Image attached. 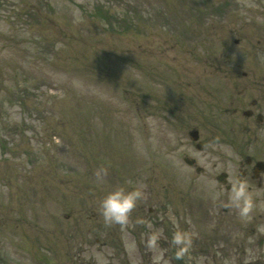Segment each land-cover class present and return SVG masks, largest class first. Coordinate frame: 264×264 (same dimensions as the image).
Wrapping results in <instances>:
<instances>
[{"label":"rangeland","instance_id":"obj_1","mask_svg":"<svg viewBox=\"0 0 264 264\" xmlns=\"http://www.w3.org/2000/svg\"><path fill=\"white\" fill-rule=\"evenodd\" d=\"M98 8L132 10L140 25L111 34L91 17ZM260 22L264 0L0 1V264H154L152 231L167 264H264L254 190L237 253L222 241L221 253L201 255L191 242L188 261L166 256L172 222L204 245V198L216 200L182 160L188 127L166 115L183 92L171 73L221 55L225 41L223 55L241 57ZM209 81L224 91L220 76ZM116 188L144 193L124 226L99 213Z\"/></svg>","mask_w":264,"mask_h":264},{"label":"flooded vegetation","instance_id":"obj_2","mask_svg":"<svg viewBox=\"0 0 264 264\" xmlns=\"http://www.w3.org/2000/svg\"><path fill=\"white\" fill-rule=\"evenodd\" d=\"M232 59L229 54L221 57L218 71L224 91L221 89L219 93L211 91L209 79L213 73L207 71L213 68L210 61L199 66L204 70L197 73L190 71L194 65L189 71L175 72L178 89L182 88L183 92L165 111L169 120L188 127L185 135L194 173L193 186L197 188V182L202 184V179L216 186V200L204 198L203 202L204 228L199 230V237L203 235L204 245L196 248L197 237L190 233L189 224L187 227L194 251L201 255L221 253L222 241H226L229 249L235 246V251L229 253L240 249L238 241L233 239L242 236L241 216L227 201L229 186L238 174L258 193L255 205L264 206V30L241 57ZM193 63H197L195 59Z\"/></svg>","mask_w":264,"mask_h":264},{"label":"clouds","instance_id":"obj_3","mask_svg":"<svg viewBox=\"0 0 264 264\" xmlns=\"http://www.w3.org/2000/svg\"><path fill=\"white\" fill-rule=\"evenodd\" d=\"M144 193L135 188L125 190L116 188L109 192L99 203V213L106 224H118L124 226L129 223L131 213L137 207L138 202L143 199ZM228 205L235 207L238 214L244 218L247 217L253 206V190L249 182L242 174H238L236 179L230 184L227 194ZM161 234L152 231L148 234L145 245L148 249L156 253L153 256L154 264H167L163 254L158 251ZM171 244L175 246V258H182L189 249L191 236L188 232L177 230L173 233Z\"/></svg>","mask_w":264,"mask_h":264}]
</instances>
